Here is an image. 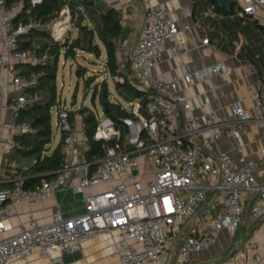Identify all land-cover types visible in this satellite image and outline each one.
<instances>
[{
	"label": "built area",
	"instance_id": "1",
	"mask_svg": "<svg viewBox=\"0 0 264 264\" xmlns=\"http://www.w3.org/2000/svg\"><path fill=\"white\" fill-rule=\"evenodd\" d=\"M234 2L241 8L231 11L232 16H249L264 30V0ZM23 7L21 2L7 5L6 0H0V93L4 96L2 107L12 112L11 120L0 121V129L7 131L6 153L13 150L16 133L34 130L27 122H16L18 110L41 99L40 94L26 93L38 83L39 74L23 75L19 65H45L48 61L46 52L24 49L21 44L24 33L33 27H45L20 19ZM143 7L146 22L129 57L135 74L130 80L148 91L146 103L141 105L140 98L126 102L131 114L121 119L122 127L99 114L95 138L102 140L104 153L95 160L87 158L91 145L83 121V134L78 138L70 109L61 101L53 106L58 114L57 126L67 132L64 163L55 178L32 188L24 187L26 178L22 175L13 186H0V264L25 259L34 248H39L50 264H64L63 255L81 250L83 239L100 233L116 234L114 251L121 264H187L192 252L217 243L221 231L227 230L234 237L247 219L264 217V180L257 176L258 161L244 155L236 159L220 148L212 152L222 137L238 136L247 122L254 119L264 124V78H258L253 95L261 109L260 117L252 118L238 101L226 118H218L203 105L196 110L181 84L211 78L228 69L216 63L172 78H159L154 68L162 62L161 49L171 43L173 54L181 53L185 42L179 34L192 29V24L170 19L164 8L149 1ZM78 9L84 11L78 4L74 12L70 0H65L48 24L53 40L69 36ZM261 152L264 154V149ZM70 184L82 196L81 213L64 216L57 203L48 222L32 217L15 231L12 210L16 204L41 202ZM210 192L214 201L209 203ZM218 204L220 209H216ZM253 247L239 252L236 263L260 264L263 250L259 245Z\"/></svg>",
	"mask_w": 264,
	"mask_h": 264
},
{
	"label": "crops",
	"instance_id": "2",
	"mask_svg": "<svg viewBox=\"0 0 264 264\" xmlns=\"http://www.w3.org/2000/svg\"><path fill=\"white\" fill-rule=\"evenodd\" d=\"M94 1L104 9L111 6L122 14L124 29L119 40L118 51L121 62L124 60L127 63L130 62V49L146 22L143 7L146 1L164 8L168 17L176 22L191 23L192 29L183 30L179 34V38L185 42L184 50L174 55L171 43L164 46L161 49L162 62L154 68V73L159 78H172L183 75L186 70L193 72L212 64L223 63L228 71H220L211 78L196 80L191 84L186 82L181 84V88L192 97L195 109L199 110L200 105H203L206 110L215 112L218 118H226L231 116L233 104L238 101L244 105L252 118L260 117L261 109L255 104L253 95L258 88V78H264V30L257 20L249 16L242 18L231 15V11L240 9L241 4L234 2L231 9H228L218 5L217 0ZM214 12L216 15L213 16ZM205 38H210V41L204 43ZM2 105H4V96L0 93V121L11 120L12 112L5 110ZM74 119L77 136L80 138L83 134L82 126H80L81 114H76ZM6 135L7 131L0 129V162H2L0 186L14 184L17 177L21 176L20 169L30 163L23 160L21 164L17 160L9 159V153L5 152L4 145ZM218 148L236 159L241 155L256 159L258 161L257 176L264 180V154L261 152L264 149V124L261 121L253 119L247 122L238 136L222 137L214 145L212 152L214 153ZM74 182L76 181L71 183ZM207 201L209 203L214 201L211 192L208 194ZM57 203L64 216L78 214L84 210L81 194L74 192L70 184L65 190L57 191L55 195L41 202L16 204L12 210L15 231L20 229L22 224H27L32 217L48 222ZM246 205L249 206V201H246ZM216 206V209H220L219 204ZM250 221L253 222L250 227L254 224L260 226L255 228L254 225L247 232L248 236L251 230L255 232L247 247L255 248L259 245L264 255V229L258 231L259 227L264 225V217L247 219L242 230L247 228ZM188 224L191 222L189 221ZM188 224L183 226L187 227ZM115 237L116 234L100 233L98 236L85 238L82 241L81 250L67 252L62 260L64 264H121L119 255L114 251ZM239 237L243 239L241 231ZM229 238L227 230L221 231L217 243L201 252H192L187 264H215L214 262L221 258L229 247H226ZM235 260L234 264H237ZM6 264H50V261L39 248H34L25 259H9Z\"/></svg>",
	"mask_w": 264,
	"mask_h": 264
},
{
	"label": "trees",
	"instance_id": "3",
	"mask_svg": "<svg viewBox=\"0 0 264 264\" xmlns=\"http://www.w3.org/2000/svg\"><path fill=\"white\" fill-rule=\"evenodd\" d=\"M21 2L23 11L20 19L25 22L35 21L45 26L44 30L33 27L21 36V44L24 49L36 48L40 54L46 52L48 61L45 65L23 63L19 65L20 73L23 75L39 74L38 83L29 87L26 93L40 94L41 99L29 103L26 107L19 109L16 122H27L34 130L20 132L14 135V148L9 153L10 160H17L21 164L23 160L30 161L26 167L20 169L25 179V188H32L43 180L55 178L57 171L64 163L65 153L63 151L64 141L67 136L65 130H60L57 142H54V128L52 127V107L60 103L57 92V73L62 51L66 58L76 59L78 51H86L97 57L106 53L104 72L108 77L114 79L115 89L119 96L112 99L108 79L97 81L96 74L85 80V91L93 85V97L99 99L106 117L110 118L115 125L122 127L121 119L130 116L131 112L125 107L126 102L140 98L141 105L146 103L149 97L148 91L138 88L130 80L132 75L131 61L126 62V67H121L118 56L120 38L123 34L122 14L114 7L102 8L94 0H70L71 9L74 12L80 4L84 11L78 9L77 19L74 25L78 28L75 37L68 36L65 40L56 41L51 37L48 24L60 11L65 0H42L32 5L30 0H6L7 5ZM19 19V18H18ZM89 21L92 23L90 25ZM103 45V47H102ZM79 76L87 71L84 65H79ZM98 75V74H97ZM77 89V88H76ZM77 96V95H76ZM76 103V101H75ZM70 109V117L74 119L76 114H81L84 123V131L90 142L87 158L98 159L104 153L103 142L96 139L98 130L99 112L87 105H81L77 109ZM14 184H11V186Z\"/></svg>",
	"mask_w": 264,
	"mask_h": 264
},
{
	"label": "rangeland",
	"instance_id": "4",
	"mask_svg": "<svg viewBox=\"0 0 264 264\" xmlns=\"http://www.w3.org/2000/svg\"><path fill=\"white\" fill-rule=\"evenodd\" d=\"M90 25L92 24L89 21ZM78 28H74L70 30V36L75 37L77 35ZM103 47V45H102ZM106 53L103 47V54L100 57H97L96 55H93L86 51H78V56L76 59L74 58H66L64 55V50L61 53L60 61H59V67H58V73H57V92L59 93L60 100L62 104H65L67 108H73L77 109L81 105H87L91 108L98 110L99 114L104 117V111L101 106V103L98 98H96V101L94 102L92 100L93 97V85L91 84V88L88 89V91H85V80L91 76L95 75L98 76L97 81H100L104 78L108 79L109 88L112 92V99L119 96L118 91L115 89V82L114 79L111 77H108V75L104 72V63L106 60ZM123 62L126 63L124 60ZM79 65H84L87 69L86 73L84 75L76 76V72L79 71ZM98 74V75H97ZM132 77L135 79V74H133V71L130 72ZM77 88V89H76ZM73 95L76 96V103L71 106V101ZM52 127L54 128V142L58 139L60 128L57 126V120H58V114L55 107H52ZM251 220V219H250ZM251 223L249 222L244 230L242 228L239 230V232L234 235V237L230 236L229 243H227L226 247H228L230 244H232L234 241L237 242L239 239V233L241 231L242 237H245L247 232L250 231L252 226L255 225V228L257 226H260L259 224H254L250 227ZM260 229L258 231H261L264 229V225L259 227ZM253 235H255V232L251 230L250 235L247 237L246 241L242 243V245L237 248L232 254L230 259L225 260L224 262H221L220 264H234V260L238 256V253L245 250L247 248V244L252 240ZM227 239L228 236L226 235ZM261 247V246H260ZM233 249V248H232ZM236 261V260H235ZM260 264H264V257Z\"/></svg>",
	"mask_w": 264,
	"mask_h": 264
},
{
	"label": "water",
	"instance_id": "5",
	"mask_svg": "<svg viewBox=\"0 0 264 264\" xmlns=\"http://www.w3.org/2000/svg\"><path fill=\"white\" fill-rule=\"evenodd\" d=\"M234 0H217V4L220 5L221 7H224V8H228V9H231V7L234 5ZM45 27H43L42 29L44 30ZM76 76H79V71L76 72ZM75 101H76V95H73L72 97V101H71V106H73L75 104ZM204 205V204H203ZM203 205L202 207H200V209L198 210L197 212V215L200 213V211L202 210L203 208ZM247 236L248 234L245 235V237H243V239L237 241L236 245L234 246L233 249H231L227 254L223 255L221 258H219L216 262H214L215 264H217L218 262L220 261H223V260H227L229 258H231V254L232 252L234 251V249L238 246V244L240 243H243L246 241L247 239Z\"/></svg>",
	"mask_w": 264,
	"mask_h": 264
},
{
	"label": "flooded vegetation",
	"instance_id": "6",
	"mask_svg": "<svg viewBox=\"0 0 264 264\" xmlns=\"http://www.w3.org/2000/svg\"><path fill=\"white\" fill-rule=\"evenodd\" d=\"M238 239L241 240L242 238L239 237ZM239 240H238V241H239ZM236 243H237V242L234 241L232 244H230L229 247L225 250V252H224L223 255L227 254L232 248H234V246L236 245ZM241 245H242V243L238 244V246L234 249V251L232 252V254H234L235 250H236L238 247H240ZM232 254H231V255H232Z\"/></svg>",
	"mask_w": 264,
	"mask_h": 264
}]
</instances>
